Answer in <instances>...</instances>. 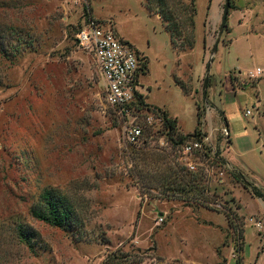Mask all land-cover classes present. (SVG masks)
<instances>
[{
    "label": "rangeland",
    "instance_id": "374dc122",
    "mask_svg": "<svg viewBox=\"0 0 264 264\" xmlns=\"http://www.w3.org/2000/svg\"><path fill=\"white\" fill-rule=\"evenodd\" d=\"M229 2L220 33L225 0H0V264H264V201L252 193L264 197V73L249 76L264 69V0ZM89 16L134 47L145 102L176 117L180 134L198 127L199 107L210 159L173 149L149 113L106 105L75 37ZM135 125L156 134L131 147ZM143 140L203 173L207 208L140 195L130 170ZM48 192L71 210L65 228L34 215Z\"/></svg>",
    "mask_w": 264,
    "mask_h": 264
},
{
    "label": "trees",
    "instance_id": "16d2710c",
    "mask_svg": "<svg viewBox=\"0 0 264 264\" xmlns=\"http://www.w3.org/2000/svg\"><path fill=\"white\" fill-rule=\"evenodd\" d=\"M163 3V0H160ZM161 18L169 22L173 21L169 16H162ZM173 30L178 31V26L174 25L171 29H168L170 36V42L175 45L173 41ZM145 66H141V74H143ZM137 110L145 111L153 116L155 119H159L161 127L166 130V136L169 144L173 149L181 148V152L184 147V143L188 138H193L192 140H198L200 137V130L198 129L200 125V115L199 107H197V128L192 134H180L177 128V120L171 118L166 110H163L160 107H153L145 102L146 98L143 95H137ZM224 124L227 126L226 120L222 117ZM142 130V136L146 134L151 137L156 134L153 132L150 127L140 126ZM228 127V126H227ZM158 133V132H157ZM147 140H143L142 147L134 151L136 159L138 160L136 164L131 165L132 176L136 179V183L140 184L142 189L140 195H150L153 198V195L150 191H158L159 199L166 200H176L182 202L185 206H190L193 204L206 207L210 204V201L205 196L209 192V187L205 184V178L203 173H196L190 171L185 164L181 163H172V160L162 156L160 154L147 151L148 148ZM131 147H136L130 145ZM199 155L205 159H210L209 154L206 152H201ZM182 157V156H181ZM215 162H218L214 157L211 158ZM223 162V161H222ZM227 165V162L224 161ZM219 164V163H218ZM229 174L237 180H242L244 182V187L247 189L248 183L244 181L243 176L232 169ZM250 184V183H249ZM253 195L257 198L264 201L263 195L258 192L257 189L253 190ZM34 215L50 225L58 228H65L72 219V213L70 208L67 207L66 203L62 201L60 197L54 195V193H44L41 197L40 206L37 208V212H34ZM226 220L230 222L227 215H225ZM22 237V236H21ZM23 238V237H22ZM126 258V256L123 255ZM124 261L123 260V264ZM113 263V262H112ZM237 264H241V261L237 259Z\"/></svg>",
    "mask_w": 264,
    "mask_h": 264
},
{
    "label": "built area",
    "instance_id": "2783aa9c",
    "mask_svg": "<svg viewBox=\"0 0 264 264\" xmlns=\"http://www.w3.org/2000/svg\"><path fill=\"white\" fill-rule=\"evenodd\" d=\"M75 37L78 46L93 57L101 78L106 105L115 108L123 117L130 115L131 112L139 111L137 95H142L138 82L141 64L139 54L134 47L122 39L110 24L90 16L85 19ZM263 73L264 69L256 68L255 72L250 73L249 76L255 78ZM245 114L251 115L249 111ZM125 130L127 142L130 145H137L142 137L141 127L135 125ZM211 133L212 130L205 135L200 130L198 140L184 145L182 150L184 156H191L196 152L212 153L209 145ZM220 138L227 145L229 144L230 135L226 125L220 129ZM185 165L190 171L194 169L191 162ZM255 227L261 229V224L256 222Z\"/></svg>",
    "mask_w": 264,
    "mask_h": 264
},
{
    "label": "water",
    "instance_id": "95a60500",
    "mask_svg": "<svg viewBox=\"0 0 264 264\" xmlns=\"http://www.w3.org/2000/svg\"><path fill=\"white\" fill-rule=\"evenodd\" d=\"M229 5H230L229 0H225L223 14H222V18H221L220 33H222V30H223V28L226 25V21H227V17H228V11H229ZM217 44L218 43H216V45L214 46L213 50H215ZM205 92H206V80H205V83H204V86H203V96H205Z\"/></svg>",
    "mask_w": 264,
    "mask_h": 264
},
{
    "label": "crops",
    "instance_id": "0c3cea01",
    "mask_svg": "<svg viewBox=\"0 0 264 264\" xmlns=\"http://www.w3.org/2000/svg\"><path fill=\"white\" fill-rule=\"evenodd\" d=\"M212 10H213V3H211V5H210V8L208 9V15H210L211 13H212ZM211 12V13H210ZM201 32H202V29H201ZM124 40H126V39H124ZM127 42H129L128 40H126ZM200 41H201V49H202V46H203V39H202V36H201V38H200ZM143 95V94H142ZM147 103V102H146ZM161 108V107H160ZM163 108V107H162ZM164 110H166L167 111V113H169L170 114V112L167 110V109H165V108H163ZM170 116H172L173 118H175L176 120H177V118L176 117H174L172 114H170ZM210 128V129H209ZM209 128H206V130H207V133H209L210 132V130H212V128L211 127H209ZM195 130V129H194ZM194 130H193V132H194ZM228 130H229V128H228ZM192 132V133H193ZM203 132V131H202ZM187 134H190V133H187ZM229 135H230V131H229ZM229 162V161H228ZM229 164H230V162H229ZM230 166H231V164H230ZM259 259V258H258Z\"/></svg>",
    "mask_w": 264,
    "mask_h": 264
}]
</instances>
